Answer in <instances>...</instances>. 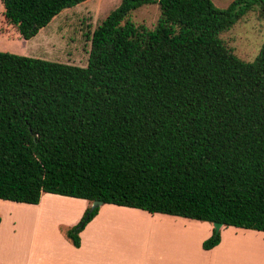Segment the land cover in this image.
<instances>
[{
	"label": "trees",
	"instance_id": "obj_1",
	"mask_svg": "<svg viewBox=\"0 0 264 264\" xmlns=\"http://www.w3.org/2000/svg\"><path fill=\"white\" fill-rule=\"evenodd\" d=\"M89 0H1L25 41ZM158 4L151 29L132 20ZM264 0H123L96 28L87 67L0 52V200L94 202L264 233V44L253 61L223 39ZM102 205V206H103ZM2 217L0 215V224Z\"/></svg>",
	"mask_w": 264,
	"mask_h": 264
},
{
	"label": "rangeland",
	"instance_id": "obj_2",
	"mask_svg": "<svg viewBox=\"0 0 264 264\" xmlns=\"http://www.w3.org/2000/svg\"><path fill=\"white\" fill-rule=\"evenodd\" d=\"M122 1L89 0L67 9L25 41L5 19L0 0V52L87 67L94 31ZM211 1L224 11L237 0ZM159 17L158 4L144 5L132 14L135 23L151 29ZM223 39L241 59L253 61L264 44V18L256 10L250 12ZM86 205V201L56 195H45L36 206L0 201V259L5 264H264L263 241L235 244L231 231L224 229V249L205 255L204 233L197 229L202 223H164L148 215L110 217L108 205L101 206L105 213H98L97 220L81 233L82 246L77 249L62 229L76 225ZM183 224L192 226L185 230Z\"/></svg>",
	"mask_w": 264,
	"mask_h": 264
},
{
	"label": "crops",
	"instance_id": "obj_3",
	"mask_svg": "<svg viewBox=\"0 0 264 264\" xmlns=\"http://www.w3.org/2000/svg\"><path fill=\"white\" fill-rule=\"evenodd\" d=\"M0 201H2V200H0ZM5 202H8V201H5ZM10 203H12V202H10ZM14 204H16V203H14ZM87 205H86V208H87ZM30 206H36V205H30ZM103 206H105V205H103ZM106 212H109L110 213L109 214L110 217L112 215H136V216H139V217H145V215H148L150 217H153V216L156 217L157 216V218L158 219H161L164 223H170L171 222V223L178 224L180 222H184L182 220L191 221V220L183 219V218H180V217H172V216H165V215H151L148 212L141 211V210H138V209H130V208H124V207H117V206H114V205H108V210ZM99 213L101 214V213H105V212H102V210H100ZM144 213H147V214H144ZM100 214H98V215H100ZM98 215H97V217H98ZM95 219L92 222H94ZM193 222H195V221H193ZM184 223H187V222H184ZM198 223H201V222H198ZM199 225H203V226L197 227V229L199 231H201V232L204 233L203 240H206V239L210 238L213 235V226L211 224H209V223H202V224H199ZM181 226L185 230H187V228H190L188 226H192V224H190V225L183 224ZM1 227H2V222L0 224V231H1ZM224 229H227V231H231V233H232L231 234V239H232V242L235 243V244H238V243H240V241H244V240H248V239L251 240V241H254V242L255 241L256 242H258V241H263L264 242V233H262V232H256V231H250V230H242V229H236V228H232V227H230V228L222 227L221 228V230H224ZM259 238H260V240H259ZM203 240H202V243L204 242ZM222 245L223 244L221 242V244L218 247H216L214 250H212V252L218 251L220 249L223 250L224 247ZM81 246H82V244H81ZM209 252L210 251H205V255H208ZM0 264H5V262L0 259ZM9 264H14V263H9ZM15 264H18V263H15Z\"/></svg>",
	"mask_w": 264,
	"mask_h": 264
},
{
	"label": "water",
	"instance_id": "obj_4",
	"mask_svg": "<svg viewBox=\"0 0 264 264\" xmlns=\"http://www.w3.org/2000/svg\"><path fill=\"white\" fill-rule=\"evenodd\" d=\"M102 205H103V203L100 202V201H96V202H94V204H93V206H92V211H93L94 209H96V208L101 207ZM222 227H223V225H222L221 223H215V224H214V228H215V230H216L217 233L220 232V230H221Z\"/></svg>",
	"mask_w": 264,
	"mask_h": 264
}]
</instances>
